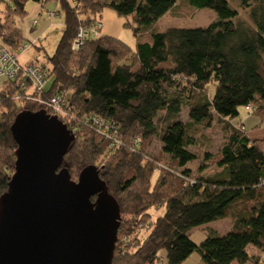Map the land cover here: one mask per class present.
<instances>
[{"label":"trees","instance_id":"trees-1","mask_svg":"<svg viewBox=\"0 0 264 264\" xmlns=\"http://www.w3.org/2000/svg\"><path fill=\"white\" fill-rule=\"evenodd\" d=\"M29 1L42 7L50 0H0V49L19 55L28 45L14 19L23 18ZM57 1L64 21L54 52L46 53L42 38L34 40L27 50L34 45L37 54L24 64L45 69L49 85L43 97L70 96L78 120L76 130L69 128L74 138L63 158L70 179L96 166L119 205L111 264H181L194 251L204 264H259L249 247L264 257V139L251 141L240 128L223 123L218 151L212 155L203 153L209 145L202 148L210 142L204 132L215 120L233 119L248 105L264 118V0H236L249 11L245 25L236 22L238 12L229 5L235 0H183L213 10L216 20L151 32L135 50L100 36L77 51L71 43L78 28L103 9L128 17L126 26L138 36L177 0ZM36 25L33 20L31 27ZM36 96L21 76L0 86V197L14 173L17 145L10 127L16 115L42 108L50 114L33 101ZM86 115L104 120L122 142L114 147L93 133L83 121ZM154 141L161 146L157 157L148 152ZM198 146L203 162L219 171L202 176L184 169L197 159L190 147ZM161 209L159 216L151 214ZM225 218L231 222L226 234L208 229L199 246L190 239L191 230ZM145 222L148 232L141 236Z\"/></svg>","mask_w":264,"mask_h":264},{"label":"water","instance_id":"water-1","mask_svg":"<svg viewBox=\"0 0 264 264\" xmlns=\"http://www.w3.org/2000/svg\"><path fill=\"white\" fill-rule=\"evenodd\" d=\"M10 131L17 148L0 197V264H111L119 205L96 166L70 179L63 158L73 134L44 109L21 111Z\"/></svg>","mask_w":264,"mask_h":264},{"label":"rangeland","instance_id":"rangeland-1","mask_svg":"<svg viewBox=\"0 0 264 264\" xmlns=\"http://www.w3.org/2000/svg\"><path fill=\"white\" fill-rule=\"evenodd\" d=\"M229 5L238 12L236 22L242 24H244V22H249L248 10L241 9L238 6V2L236 0L229 1ZM49 12L55 13V16L50 17L48 19L47 16ZM97 16L103 24L102 35L113 37L126 44L132 50L136 49L138 41L147 42L149 40V35L151 32H162L170 27L185 29L202 27L216 20V13L213 10L207 8H196L183 0H177V5L171 10H169L162 17L157 19L151 27H143L138 36L134 34L132 27L126 26V24L130 23V19L128 17L119 16L112 9L105 8ZM22 17V19L20 17H16L14 19L17 26H19L20 28L22 42L28 43L29 47L31 45V42L42 38L43 40L41 42V45H44L47 54H52L60 40L62 23L64 21L63 13L60 11L58 1L50 0L42 7L40 3L29 1L26 3V14ZM33 20L37 21V25L34 28L31 27ZM34 48L35 46L32 45L31 49H26L22 51L19 54V61L24 64L26 63V61H30L31 59H33L37 54L35 53ZM3 80H5V78L0 77V86L2 85ZM48 85L49 83H47L46 88L48 87ZM184 117L185 115L183 114V119H185ZM219 127L220 126L216 123V125L211 127L209 130H205L204 132V136L206 138L208 137L210 140L209 143L212 142L211 147L209 149L210 151L218 150V146L220 144L222 136ZM95 134L98 135L97 133ZM200 146H198V149H193L199 151ZM160 148V143L158 141H154L150 145L148 152L151 156L156 155L157 157L160 155ZM196 165V163L193 164L194 169H196ZM162 213L163 209H161L157 213L151 211V214H153L154 216H159ZM228 223L229 222L227 220L220 221L214 223L211 227L219 233H223L229 227ZM148 228V222H145L143 227L140 228L139 234L141 236H145L148 232ZM206 234H208L207 228H195L190 233V239L196 246H199V244H201L204 240ZM249 253L253 254V256L257 254L259 264H264L263 253L254 250L252 247H249ZM162 260H164L163 255H160L157 262L162 263ZM200 262L201 261L199 260V254L197 253V251H194L188 257V260L183 264H199ZM248 264H253V262H248Z\"/></svg>","mask_w":264,"mask_h":264},{"label":"built area","instance_id":"built-area-1","mask_svg":"<svg viewBox=\"0 0 264 264\" xmlns=\"http://www.w3.org/2000/svg\"><path fill=\"white\" fill-rule=\"evenodd\" d=\"M102 27L103 25L98 18H95L89 24L81 25L78 28L76 38L71 43V50L77 51L86 41L100 37ZM27 48L28 45H24L20 51ZM19 56L16 52L0 49V77L17 79L21 76L26 82L29 81L31 90L37 94L33 101L38 103L40 107L43 106L48 109L50 111L49 115L57 117L68 130L69 128L76 130L78 120L74 119V107L70 103V96L59 93L49 98L43 97V92H45L48 83L45 69L40 65L23 64L19 61ZM16 100L19 101L20 97H16ZM247 109L252 111L251 107H247ZM83 121L87 124L88 129L106 138L110 145L116 147L122 142L114 130L108 129V124L104 120L86 115ZM69 131L73 132L72 130Z\"/></svg>","mask_w":264,"mask_h":264},{"label":"crops","instance_id":"crops-1","mask_svg":"<svg viewBox=\"0 0 264 264\" xmlns=\"http://www.w3.org/2000/svg\"><path fill=\"white\" fill-rule=\"evenodd\" d=\"M47 18L49 19L48 16H47ZM100 36H105V35H102V30H101V35ZM210 94H211V91L209 90L208 96H210ZM247 107H251V106L248 105V106H245L243 108H240L239 112H238V115L235 118H233V119H222L221 123L216 121V120H215V122H213L211 127L216 125V123L217 124L220 123L218 125L220 126L219 130L222 133L221 141H220V144L218 146V149H219L220 145L222 144V142H223L222 139H224L223 136L225 135V132L222 131V129H221V124H223V123L226 124V125H229V127H231V128H235V129L236 128L237 129L240 128L246 134L248 139H250L251 141L263 140L264 139V118L259 117L258 115H255V113H253L254 110L250 111V110L247 109ZM182 114L185 115L184 112ZM209 129H207V130H209ZM206 143H208V144H206ZM206 143H205L206 145L204 144L205 146L202 149H204L208 145L209 146L207 148H205L203 153H209V154L213 155V154H215L218 151V150L217 151H210L209 149L211 147L212 142L211 143L206 142ZM202 149L197 151V150H194L192 147H190V151H195L197 153V159L192 161V162H190V163H187L184 166V169L190 170V171L195 172V173H197L199 175H202V176L210 175L211 173L219 171L220 168L217 169L216 166H210L209 160L206 161V162H203L204 161V158H203L204 155H203V153L202 154L199 153ZM195 163L197 164L196 165V169L193 168V164H195ZM200 168H201V171L199 170ZM225 220H227L229 222L228 223L229 227L223 233H219L218 231H216L214 228L211 227L214 223L220 222V221H225ZM230 227H231L230 220L225 218V219H221V220H217V221L205 224V225H203L202 227H199V228H207V229L211 230L212 232H214V233H216L218 235H224L230 230ZM191 231H190V233H191ZM255 256H257V254H255ZM187 260H188V258L184 262H186ZM184 262H182L181 264H183ZM202 263L200 262L199 264H202ZM232 264H236V263H232Z\"/></svg>","mask_w":264,"mask_h":264},{"label":"clouds","instance_id":"clouds-1","mask_svg":"<svg viewBox=\"0 0 264 264\" xmlns=\"http://www.w3.org/2000/svg\"><path fill=\"white\" fill-rule=\"evenodd\" d=\"M51 116V115H50ZM60 121V120H59Z\"/></svg>","mask_w":264,"mask_h":264}]
</instances>
